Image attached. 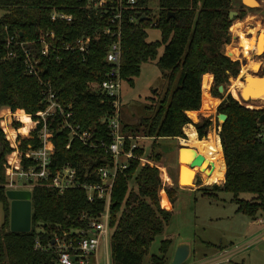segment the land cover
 I'll return each instance as SVG.
<instances>
[{
  "label": "trees",
  "instance_id": "trees-1",
  "mask_svg": "<svg viewBox=\"0 0 264 264\" xmlns=\"http://www.w3.org/2000/svg\"><path fill=\"white\" fill-rule=\"evenodd\" d=\"M149 3L150 0H137L125 12L121 74L134 86L142 65L158 60L167 90L158 100L157 108L151 106L155 110L152 117L142 120L135 130L122 123L123 131L134 137H138L136 130L143 129L149 138H187L185 126L193 123L188 112L199 111L202 102L207 100L201 111L216 106L219 100L214 98H223L219 87L228 84L230 77L239 76L240 62L232 60L225 51L232 40L233 0H159L156 15ZM54 7L73 13L75 21L71 24L53 22L50 13ZM0 9L7 12L0 19V185H4L14 156H18L22 167L34 164L29 151L40 147L43 122L38 115L47 106L44 102L46 83H50L63 104L73 105L74 119L84 130L97 131L96 141L111 142L109 129L100 120L113 112V106L91 86L103 79L108 68L105 57L114 38L102 35L98 41H92L90 54L84 61L80 52L65 50L63 44L74 43L82 36H94L103 29L105 21L101 16L86 12L83 3L77 0H0ZM168 13L175 16L168 19ZM144 15L148 18H143ZM132 17L135 22H131ZM151 28L160 29L159 41H148L147 30ZM48 32L56 34L59 47L55 53L42 58L39 80L26 74L19 46L13 45L14 55L9 57L7 42L11 37H16L18 42H33ZM161 47L164 52L159 56ZM157 98L150 99L152 105ZM240 102L229 95L218 108L219 113L228 116L219 132L226 164L225 181L223 185L215 184L197 191L215 201L220 200L219 193H230L238 207L237 213L256 220L264 215V124L260 123L264 110L256 108L264 107ZM5 110L14 113L10 127L15 132V145L3 127ZM24 114L31 117L28 133ZM55 123L50 124L56 145L54 171L70 162L80 172L91 174L110 161L103 151L91 150L78 139L72 140L68 149L70 132L59 131ZM211 125L210 119L194 124L201 140L207 136ZM130 145L127 140L126 149ZM144 155L143 148L136 149V158L129 161L128 168L117 175L114 183L110 204L111 264H145L151 245L165 232L173 216V211L164 209L170 208V204H161L163 174L157 167L142 163L140 158ZM155 158L159 162L160 157ZM84 178L87 182L95 179L89 175ZM131 184H135L136 189L131 188ZM177 188L166 189L173 204ZM0 200L5 211V221L0 226V264H57L51 246L54 235L85 228L91 218H96L107 207L106 199L90 201L82 189L59 194L54 189L38 186L32 193V229L16 233L10 229L11 202L4 186H0ZM38 242L41 247H37ZM171 245L170 238L164 239L159 255H152L148 264H169Z\"/></svg>",
  "mask_w": 264,
  "mask_h": 264
},
{
  "label": "built area",
  "instance_id": "built-area-1",
  "mask_svg": "<svg viewBox=\"0 0 264 264\" xmlns=\"http://www.w3.org/2000/svg\"><path fill=\"white\" fill-rule=\"evenodd\" d=\"M83 3L84 9L90 15L101 16L105 21V26L96 34L79 37L74 43H64L65 50L78 51L83 55L85 61L90 54L92 41H98L102 35L114 38L109 46L105 57L108 66L100 83H94L93 90L105 96L113 106V112L100 120L109 129L111 142L105 140L96 141V130H84L74 119V109L72 104H63L50 83L45 84L44 102L46 109L38 116L43 122V127L39 133L40 147L29 151V158L34 164L22 167L18 156H14L10 162L7 174V181L4 185L6 190H33L38 187L54 189L59 194H64L71 189H82L88 194V199H106L107 207L96 218H91L83 229H73L64 231L63 234L56 233L52 240L54 254L57 264H93L92 259L97 256L102 246L110 249V204L111 195L116 177L123 173L129 166V161L135 156L138 149L136 141L139 137L125 134L123 131L121 116V89H122V33L125 12L132 8L137 0H77ZM53 22L71 24L76 17L73 13L65 11L63 8L54 7L50 13ZM135 22V18H131ZM19 46L23 54L25 72L31 77L41 79L40 64L43 57L55 53L58 50V39L54 32H48L33 42H18L16 37L8 39L7 48L9 57L14 55L13 45ZM14 116L10 110L2 113L3 127L8 139L15 145V132L11 129V118ZM26 122V133L31 130V117L24 114ZM55 121L59 131L68 130L70 132V142L67 148L71 147V142L78 139L84 146L94 151H103L104 155L110 159L106 165H102L93 172L82 173L72 163H66L56 171L52 169V164L56 154V145L52 139L54 130L50 127ZM186 134V133H185ZM187 138L188 135L186 134ZM187 138H178L181 147H187L183 142ZM130 141L129 149H126V142ZM143 158H140L142 160ZM146 163H150L148 160ZM165 175V182L160 194L163 195L167 184L164 167L153 164ZM95 178L91 182L85 181L84 177ZM84 216H87L86 214ZM264 224V221L260 220ZM37 247H41L38 242ZM75 258V260H74Z\"/></svg>",
  "mask_w": 264,
  "mask_h": 264
},
{
  "label": "rangeland",
  "instance_id": "rangeland-1",
  "mask_svg": "<svg viewBox=\"0 0 264 264\" xmlns=\"http://www.w3.org/2000/svg\"><path fill=\"white\" fill-rule=\"evenodd\" d=\"M257 1V6L248 8L243 4V0H233V11L238 14L234 16L233 25L230 28L232 40L225 47V51L232 60L240 62V73L237 77H230L229 83L223 85L224 92L222 94L220 93L223 98H215L221 100L216 105L217 108L214 105L212 108L201 112H210L207 115L210 116L208 119L212 121V125L207 131V136L210 133L211 135L216 133L214 130L222 125V121L219 122L217 119L218 114H220L218 108L227 96L232 95L239 102L264 107V98L245 102L240 96V90L244 87L241 77L245 78L248 75L247 70L249 72L252 71L257 76L264 75V51L260 55L250 54L249 56L245 51L247 50L246 42L250 38L252 39L251 36H248V27H253L255 21H259L262 28H264V0ZM149 5L153 10V15L158 14L159 0H150ZM5 13L7 12L0 9V19ZM147 32L149 35L148 41L154 42L161 39L160 29L151 28ZM231 50L236 52V57L232 58L229 55V51ZM163 52L164 47H161L159 56ZM157 61H151L142 65L141 73L135 78L134 86H131L127 79H123L122 81V123L130 125L134 130L142 120L153 116L155 110L151 106L157 108L158 100L164 97L167 90L168 84L162 77ZM91 88L94 89L96 86L92 85ZM156 97L158 98L152 105L150 99ZM245 107L247 108V106ZM256 109L264 110V108ZM189 117L191 118L190 115ZM191 120L193 125L201 122L197 120L198 122L196 121L195 123V120L192 118ZM190 125L188 124L185 127L187 128ZM136 131L138 132L136 135L139 137L136 143L139 148H143L145 151L141 162L145 164L148 160L152 163L150 164L152 166L153 164L163 166L164 172L168 174L166 175L168 181H172L171 177H175L174 175L178 166L176 159L180 146L178 140L171 138H149L145 136L143 129ZM156 155L160 157L159 162H156ZM163 177L165 178V175ZM163 181L165 182V180ZM223 183L224 181L217 185H223ZM176 184L178 188L175 189V192L178 190L179 197L172 219L166 227L165 232L161 236H158L151 245L149 253L145 258V264L149 263L152 255H159L161 242L168 238L172 240V245L168 253L169 264H172L177 248L183 243H188L191 246V256L185 264H221L219 263L221 260H212L221 253H230L232 256L230 262L222 264H264V224L260 222V219L264 221V215L257 220H253L246 215L237 213L238 207L232 202L233 196L230 193H219L220 200L215 201L208 196H203L201 191L179 189L177 180ZM193 184L195 183L192 182L191 185H187L190 187L189 189H194L195 187H212L216 183L210 184L202 175H199L196 186H193ZM134 185L131 184V188L136 189ZM164 193L163 195L160 194L161 204L162 197L167 202L166 195L169 196L167 191ZM4 221V203L0 200V226ZM98 259L100 260V264L108 263L107 251L104 247L98 253Z\"/></svg>",
  "mask_w": 264,
  "mask_h": 264
},
{
  "label": "bare ground",
  "instance_id": "bare-ground-1",
  "mask_svg": "<svg viewBox=\"0 0 264 264\" xmlns=\"http://www.w3.org/2000/svg\"><path fill=\"white\" fill-rule=\"evenodd\" d=\"M247 2L250 3V6H257L258 1L257 0H247ZM249 31L248 33L251 35L252 39L250 38L246 42L247 50L246 54L249 56L250 54L260 55L264 51V28H262L260 22L255 21V25L253 27H248ZM229 55L232 56V58L236 57L237 54L235 51H229ZM247 76L245 78H254L252 80L253 82V88L257 89L258 84L260 80L258 79L259 76L253 74V72H249L247 70ZM255 84V85H254ZM245 87V85H244ZM241 88L240 93L242 92L243 88ZM264 92L258 96L253 97L252 100H259L264 98ZM241 96V95H240ZM242 99V98H241ZM243 100V99H242ZM251 100V101H252ZM245 102H249L248 98L243 100ZM210 112H203L201 115L207 116ZM200 113L196 112H190L189 115L192 119L196 120L197 117H199ZM198 115V116H197ZM197 116V117H196ZM224 119V118H222ZM186 134L188 135L187 140H184L183 142L186 144L187 148H197L199 154L206 156V162L203 164V172L206 174L203 176L204 179L211 183L221 184L224 179L226 178V164L223 156V148L221 144V140H219V137L217 133H213L209 138L200 140L198 137V132L195 129L193 125L188 126L185 129ZM195 154L192 153L191 150H182L181 152V170H180V183L181 186H187L191 185V183H195L194 180L196 179L195 171H198L197 169L192 170L189 167V164L192 162V160L195 158ZM188 165V166H187ZM211 165V166H210ZM166 181L170 183L166 177ZM195 185V184H193Z\"/></svg>",
  "mask_w": 264,
  "mask_h": 264
},
{
  "label": "water",
  "instance_id": "water-1",
  "mask_svg": "<svg viewBox=\"0 0 264 264\" xmlns=\"http://www.w3.org/2000/svg\"><path fill=\"white\" fill-rule=\"evenodd\" d=\"M243 4L248 8H253L250 6V3L246 0H243ZM238 13L231 11L230 19L233 20L234 16ZM172 16H175L174 13H168L167 17L170 19ZM143 18H148L144 15ZM22 35V34H20ZM254 78H244L243 84L245 87L240 93L241 98L245 100L248 98L249 101L253 99V97H258L264 92V75L259 76V86L257 89L253 88V80ZM255 85V84H254ZM219 92L222 94L224 92V86L219 87ZM224 118V119H222ZM217 119L219 122L222 121L224 124L228 116L225 114H218ZM260 123L264 124V114L260 118ZM182 150H191L196 156L189 164V166L193 169H197V176L194 180L195 186L198 182L199 175H202L203 172V164L206 162V158L199 154L197 149L181 147L180 148V157ZM180 168H181V160H180ZM7 197L11 202L10 206V229L12 232L16 233H27L32 229V192L28 190H8ZM191 256V246L188 243H183L179 245L177 251L175 252L172 264H185ZM75 260V258H74Z\"/></svg>",
  "mask_w": 264,
  "mask_h": 264
},
{
  "label": "crops",
  "instance_id": "crops-1",
  "mask_svg": "<svg viewBox=\"0 0 264 264\" xmlns=\"http://www.w3.org/2000/svg\"><path fill=\"white\" fill-rule=\"evenodd\" d=\"M7 13H5L4 15H6ZM210 95H211V93H210ZM212 97V96H211ZM212 98H214V97H212ZM215 99V98H214ZM219 100V99H218ZM211 101H213V100H211ZM215 101V100H214ZM220 102H221V100H219ZM206 102H208V100L207 101H204L203 102V106L205 105V103ZM219 102V103H220ZM203 106L201 107V109L199 110V111H192V112H196V113H199L200 112V114H199V117L195 120V123H196V121L198 120V121H203L204 119H208L210 116L209 115H207V116H201V110H202V108H203ZM216 108H217V106H216ZM189 113V112H188ZM189 115V114H188ZM194 120V119H193ZM197 121V122H198ZM190 125V124H189ZM191 125H193V124H191ZM194 126V125H193ZM195 127V126H194ZM185 129H186V127H185ZM195 129H196V127H195ZM220 129H221V127H219V128H217V129H215L214 130V132H216L217 133V135H218V137H219V140H221L220 139V135H219V132H220ZM197 130V129H196ZM211 130H213V129H211ZM210 130V131H211ZM218 130V131H217ZM209 131V132H210ZM198 132V131H197ZM213 132V131H212ZM210 135H211V133L210 134H208V136H206L204 139H207V138H209L210 137ZM198 137H199V135H198ZM177 140H178V138H176ZM200 139V138H199ZM187 140V139H186ZM178 142H179V140H178ZM179 145H180V142H179ZM180 148H181V146H179V148H178V151H177V163H178V166H177V169H176V173H175V177H171V179H172V181H169L170 182V184H167V187H166V189L167 188H171V187H177V184H176V180L178 181V186L180 187L179 189H188V190H191V191H195V190H198V188H201V187H195L194 189H189L190 187L189 186H181V183H180V170H181V168H180ZM195 149H197V148H195ZM197 151H198V149H197ZM199 152V151H198ZM200 153V152H199ZM181 166H182V164H181ZM168 179V178H167ZM224 181H225V179H224ZM186 187V188H185ZM166 189H165V191H166ZM178 191V190H177ZM163 194H165V193H163ZM166 197H167V202H165L164 201V199L162 198V202L165 204V205H168V204H170V208H164L163 206V208L164 209H166V210H169V211H173L174 212V209H175V205H176V202H177V200H178V197H179V193H177V199H176V202L173 204L172 203V201L169 199V196H167L166 195ZM257 220V219H256ZM261 220V219H260ZM263 224V223H262ZM105 248L106 249V251H107V261H108V263L107 264H111V259H110V249L109 248H107L105 245L104 246H102V248ZM101 248V249H102ZM226 258H227V260H226ZM232 258V256H231V254L230 253H221L220 255H218L217 257H215V258H213L212 260L214 261L215 259H218V260H221V261H219V263H228V262H230V259ZM232 262V261H231ZM92 263L93 264H100V260L98 259V254H97V256H95L93 259H92Z\"/></svg>",
  "mask_w": 264,
  "mask_h": 264
},
{
  "label": "flooded vegetation",
  "instance_id": "flooded-vegetation-1",
  "mask_svg": "<svg viewBox=\"0 0 264 264\" xmlns=\"http://www.w3.org/2000/svg\"><path fill=\"white\" fill-rule=\"evenodd\" d=\"M248 36L250 37L251 35L250 34H248ZM239 61H242L241 59H238ZM241 79H242V82H243V80H244V77H241ZM201 140V139H200ZM205 158H207L206 156H205ZM208 159V158H207ZM188 166V165H187ZM211 166V165H210ZM190 167V166H189ZM191 168V167H190ZM192 170H194L193 168H191ZM195 171V176H197V171L196 170H194ZM206 173L205 172H202V177L205 175ZM193 186H195V185H193Z\"/></svg>",
  "mask_w": 264,
  "mask_h": 264
}]
</instances>
